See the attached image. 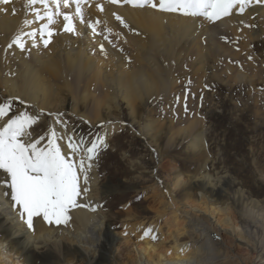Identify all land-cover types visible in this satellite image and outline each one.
<instances>
[{
  "label": "rangeland",
  "instance_id": "obj_1",
  "mask_svg": "<svg viewBox=\"0 0 264 264\" xmlns=\"http://www.w3.org/2000/svg\"><path fill=\"white\" fill-rule=\"evenodd\" d=\"M152 2L158 3V0ZM67 3L68 7L64 6V0L9 2L22 6L23 15L33 16L35 31L30 33L34 45L40 48L41 57L58 44L59 36L81 39L84 26L83 31L90 33L89 43L96 46L90 49V56L95 60L110 64L120 57L127 65L136 66V47L143 43L139 41L141 37L147 38L148 34L136 28L125 15H110L117 5L131 8L127 0L116 3L67 0ZM6 5L0 2L1 7ZM238 7L239 3L230 13L244 19L235 28L196 37L190 45L183 44L186 50L171 73L170 88L143 98L135 110L123 101L116 105L109 101L111 107L104 106L106 94L100 85H92L91 74L78 82L74 92L81 104L76 115L70 114L74 103L68 93L60 110L67 123L86 135L89 142L103 141L95 159L103 171V179L107 178L106 181L110 180L118 188L106 200L115 233H122V217L117 219V212L133 208L136 213L152 218L151 210L155 207L152 197L155 196L151 194L157 187L176 188L175 192L182 190L193 195V199L184 194L178 197L179 203L188 208L190 199L197 206L202 201L196 178L207 176L214 187L225 178L226 195H208L210 201L214 207L229 209L238 225L245 227L247 222L252 225L248 237L250 246L237 245V263L228 259V264H258L256 252L264 250V19L253 13L257 7L264 11V4L248 0L242 13ZM150 10L162 12L152 7ZM65 15L71 18L72 32L64 30L68 23ZM108 17H115L114 25ZM59 27L60 31L56 30ZM199 62H203L204 70L208 69L206 75L202 74ZM5 104L0 96V107ZM7 105L14 117L23 113L31 116V111L21 110L19 103ZM98 113L102 119L96 120ZM9 116L1 119L6 121ZM107 126H112L113 131L103 139ZM43 133L40 131L35 138ZM178 175L183 183L175 187ZM223 240L226 248L229 247L227 234ZM55 252L53 260L59 264L61 255ZM5 256L12 257V260L6 259L7 264H24L20 255L7 253L2 257L4 260ZM70 264H81V261L71 259Z\"/></svg>",
  "mask_w": 264,
  "mask_h": 264
},
{
  "label": "bare ground",
  "instance_id": "obj_2",
  "mask_svg": "<svg viewBox=\"0 0 264 264\" xmlns=\"http://www.w3.org/2000/svg\"><path fill=\"white\" fill-rule=\"evenodd\" d=\"M255 3L264 4V0H255ZM22 8L13 4L0 6V96L7 104H21L19 108L30 110L37 120L28 129L33 135L24 137V142L39 140L38 147L46 148L49 129L54 130L57 137H61L56 141L61 152L67 153L73 162H78L85 149L95 143L89 142L86 135L79 133L61 115L65 93L71 94L74 108L70 114L76 115L81 105L74 95L78 82L91 74L92 85H100L106 94L104 106L110 108L109 101L115 105L123 101L133 110L143 98L172 85L171 73L186 50L183 44L190 45L196 37L235 28L244 19L230 13L210 21L203 16L152 11L149 6L122 8L117 5L110 11L111 16L125 15L136 28L148 34L147 38L139 40L143 43L136 47L138 56L134 66L127 65L120 57L108 64L90 56V49L96 46L89 43L90 33L83 31L84 26L81 39L59 36L58 44L41 57L40 48H36L30 33L35 31L33 16L23 15ZM262 10L257 7L253 14L264 19ZM108 18L114 25L115 17ZM17 36L22 37L23 49L13 43ZM41 38L44 42V36ZM198 65L206 75L208 69L204 70L203 62ZM82 98L85 102V96ZM98 108L101 112L102 105ZM9 113L8 119L15 118ZM98 115L95 119H102ZM8 119L0 118V125ZM40 131L44 133L35 138ZM112 131L113 127L107 126L103 139ZM69 136L80 144L75 155L67 147ZM88 163L92 166L87 172V183L81 175V195L76 198L77 206L68 210L64 223H48L42 217H34L29 228L20 218L18 209L13 208L10 197L0 195V264H7L6 259L12 260L8 256L5 260L2 258L7 253L20 255L24 264H56L55 251L61 255L59 264H70L75 258H79L81 264H228V259L237 263V245L250 246V222L245 227L238 225L229 209L214 207L209 199L211 194L226 195L227 179L214 187L207 176L196 178L197 189L202 193L200 206L191 201L193 195L184 194L182 190L175 192L176 188L157 187L151 194L155 196L152 197L155 199L152 218L136 213L133 208L117 212V219L122 217V233H115L106 200L118 188L110 180L106 181L107 178L103 179V171L95 158ZM3 180L0 176V193L5 191ZM182 181L178 175L175 187L181 186ZM183 194L191 198L186 204L188 208L178 201ZM226 234L229 236L227 248L223 240ZM256 253L258 264H264L263 248Z\"/></svg>",
  "mask_w": 264,
  "mask_h": 264
},
{
  "label": "snow or ice",
  "instance_id": "obj_3",
  "mask_svg": "<svg viewBox=\"0 0 264 264\" xmlns=\"http://www.w3.org/2000/svg\"><path fill=\"white\" fill-rule=\"evenodd\" d=\"M9 4L10 0H0ZM35 3L36 0H31ZM46 2V0H41ZM116 3L117 0H112ZM133 7L149 6L162 12L179 13L185 16H203L210 21H216L230 14L231 9L239 3L242 13L248 0H127ZM64 6L68 7L67 0ZM77 7V15H79ZM39 19V14H37ZM119 20L120 17H117ZM64 20L68 23L64 30L74 31L71 18L67 15ZM51 22V17H49ZM47 28L42 30V33ZM51 36L52 33L48 32ZM23 49L22 37L17 36L13 41ZM47 45V41H45ZM10 106L5 104L0 107V118L8 115ZM37 123V120L27 113L9 118L4 125H0V176L4 178L5 191L0 193L10 197L13 208L18 209L20 218L29 228L33 225L34 217H42L48 223H64L68 210L76 205V198L81 195L79 185L80 176H84L87 183V172L91 169L92 161L100 140L92 143L84 151L83 157L78 162H73L67 153L61 152V147L56 143L57 137L54 130L49 129V139L46 148L38 147L36 142H24V137L33 135L28 129ZM68 149L75 155L80 150V144L67 137ZM155 239V237H153Z\"/></svg>",
  "mask_w": 264,
  "mask_h": 264
}]
</instances>
